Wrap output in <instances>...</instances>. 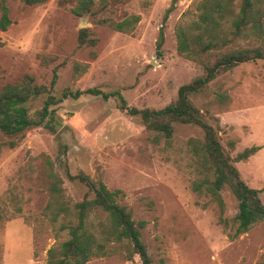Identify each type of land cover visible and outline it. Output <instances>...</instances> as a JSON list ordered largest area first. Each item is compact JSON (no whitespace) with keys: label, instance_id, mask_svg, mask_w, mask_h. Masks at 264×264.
Wrapping results in <instances>:
<instances>
[{"label":"rangeland","instance_id":"1","mask_svg":"<svg viewBox=\"0 0 264 264\" xmlns=\"http://www.w3.org/2000/svg\"><path fill=\"white\" fill-rule=\"evenodd\" d=\"M202 0H179L165 22V43L157 41L172 0H95L92 13H73L77 0H50L27 5L7 0L12 24L0 30V88L33 76L47 91L27 103L40 119L46 101H53L39 126L17 137L0 155V264H47L48 250L70 238L63 219L53 221L47 158L64 179L71 205L84 200L88 188L69 174L85 172L110 190L120 189L119 203L141 227L146 256L127 260L125 248L88 264H257L264 260V221L233 237L239 202L228 186L221 191L225 208L192 189L193 157L188 141L203 138L200 127L176 124L166 139L146 128L140 115L121 108L117 96H69L89 88L120 91L127 105L163 109L178 98L181 86L202 76V66L178 53L179 27L199 20ZM241 0H235L239 6ZM239 8H237V11ZM138 16L121 32L117 23ZM2 17L0 0V20ZM89 31L95 45H80ZM241 46L249 41L239 40ZM81 65V66H80ZM83 65L87 69L83 71ZM78 66H80L78 68ZM57 71L54 87L52 81ZM227 100L217 102L218 93ZM204 119L216 127L222 146L235 158L246 148L260 150L235 162L242 179L260 190L264 204V60L244 63L219 76L200 95L191 97ZM104 217L91 214L97 225Z\"/></svg>","mask_w":264,"mask_h":264},{"label":"trees","instance_id":"2","mask_svg":"<svg viewBox=\"0 0 264 264\" xmlns=\"http://www.w3.org/2000/svg\"><path fill=\"white\" fill-rule=\"evenodd\" d=\"M20 1L27 5H36L50 0ZM178 1L172 0L165 12L164 24L157 41L159 56H162L165 43V22L176 9ZM94 5L95 0H77L73 13L79 17L91 14ZM1 9L0 30L6 32L12 24L7 0H1ZM198 10V21L191 26L179 27L178 53L199 63L204 73L189 84L181 86L178 98L165 108H132L127 105L120 91L104 93L94 88L75 93L68 91L64 98H79L84 94L102 95L106 99L117 96L123 110L134 116L140 115L148 130L157 132L166 139L173 137L176 124L200 127L203 138H191L188 141L193 157L191 173L196 176L192 189L199 195H210L211 200L218 203L222 211L225 204L221 191L225 186L231 189L239 202V212L235 217L237 228L233 235L237 237L264 221V204L259 197L260 190L251 188L242 179L234 164L254 156L260 147L246 148L232 158L222 146L216 127L204 119L202 111L191 97L205 93L213 81L237 66L264 60V0H241L239 6L235 5V0H202L198 4ZM138 22L139 17L135 16L117 23L115 27L118 31L126 32ZM88 35L87 29L80 32L81 46L96 44L97 40L89 39ZM242 39L249 41L250 45H239L238 41ZM2 45L0 36V46ZM82 67L83 71L87 69V65ZM57 77L56 71L52 87L55 86ZM46 91L30 75H26L21 82L0 88V133L17 137L29 128L41 125L48 116L49 106L53 101H46L39 120L31 118L27 103ZM227 98V93L220 92L216 101L224 102ZM16 145V141L3 140L0 136V155L6 146L13 148ZM47 165L50 195L47 208L52 211L53 221H58L60 217L63 219L61 228L67 229L70 235L68 240L48 250L47 264H88L92 259L118 253L119 247L125 248L127 260H132L136 254L146 255L140 229L145 223H136L132 213L119 203L122 190H110L103 182L97 183L85 172L69 174L71 180H78L88 188L84 200L71 205L63 186L64 179L55 172L54 162L47 158ZM94 212H101L105 217L97 225L89 220ZM2 219L0 209V221ZM144 264H150V260L145 259ZM257 264H264V260Z\"/></svg>","mask_w":264,"mask_h":264},{"label":"water","instance_id":"3","mask_svg":"<svg viewBox=\"0 0 264 264\" xmlns=\"http://www.w3.org/2000/svg\"><path fill=\"white\" fill-rule=\"evenodd\" d=\"M146 255H144V257H145Z\"/></svg>","mask_w":264,"mask_h":264}]
</instances>
